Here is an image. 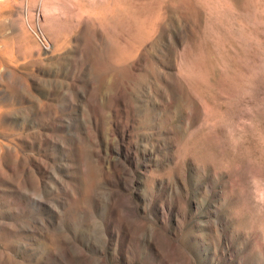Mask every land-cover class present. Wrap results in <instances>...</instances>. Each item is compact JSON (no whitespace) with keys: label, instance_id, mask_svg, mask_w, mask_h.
Returning a JSON list of instances; mask_svg holds the SVG:
<instances>
[{"label":"rangeland","instance_id":"374dc122","mask_svg":"<svg viewBox=\"0 0 264 264\" xmlns=\"http://www.w3.org/2000/svg\"><path fill=\"white\" fill-rule=\"evenodd\" d=\"M0 264H264V0H0Z\"/></svg>","mask_w":264,"mask_h":264}]
</instances>
